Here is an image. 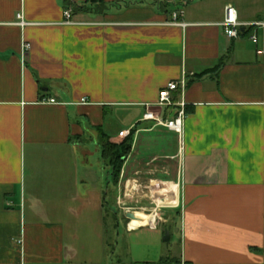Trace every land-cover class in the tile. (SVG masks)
I'll return each instance as SVG.
<instances>
[{
    "label": "crops",
    "instance_id": "1",
    "mask_svg": "<svg viewBox=\"0 0 264 264\" xmlns=\"http://www.w3.org/2000/svg\"><path fill=\"white\" fill-rule=\"evenodd\" d=\"M228 6L264 23V0H0V264H105L108 216L106 264H264V27L227 38ZM182 77L179 140L141 119ZM133 130L114 184L100 138Z\"/></svg>",
    "mask_w": 264,
    "mask_h": 264
},
{
    "label": "built area",
    "instance_id": "2",
    "mask_svg": "<svg viewBox=\"0 0 264 264\" xmlns=\"http://www.w3.org/2000/svg\"><path fill=\"white\" fill-rule=\"evenodd\" d=\"M72 10L66 9L63 12L64 23L66 25L72 24L71 21ZM183 17L182 10L172 12L171 19L168 24L176 26H184L181 19ZM18 24L23 26L22 16H17ZM224 34L229 39H236L241 35L242 28L246 27H264L263 22H255L253 24L243 25L237 22L236 11L234 8L228 6L224 12V21L221 24ZM252 40L256 37L252 36ZM29 46L23 44V54L28 50ZM187 86L186 78L182 77L178 81H173L167 84L158 94V100L154 105H146L145 113L141 119L142 122H152L155 127H161L169 132L177 135L179 140L183 135L184 120L186 117L185 103L183 95ZM85 100H82L84 103ZM42 103L57 104L53 99L42 101ZM129 131L121 132L120 137H128Z\"/></svg>",
    "mask_w": 264,
    "mask_h": 264
},
{
    "label": "trees",
    "instance_id": "3",
    "mask_svg": "<svg viewBox=\"0 0 264 264\" xmlns=\"http://www.w3.org/2000/svg\"><path fill=\"white\" fill-rule=\"evenodd\" d=\"M89 1L93 4L102 3V0ZM102 9L105 8L103 7ZM223 64L224 58H221L213 70L217 72ZM133 134L134 130L130 131L129 136L126 137L120 144L110 143L109 138L104 135L100 138L99 147L101 160L110 168V175L114 184L117 183L122 165L130 153Z\"/></svg>",
    "mask_w": 264,
    "mask_h": 264
},
{
    "label": "rangeland",
    "instance_id": "4",
    "mask_svg": "<svg viewBox=\"0 0 264 264\" xmlns=\"http://www.w3.org/2000/svg\"><path fill=\"white\" fill-rule=\"evenodd\" d=\"M133 201H135V200H128V199H125V201H124V204L123 205H121L120 207H121V211L124 213V212H126V211H128L129 213H132V212H139V210H138V208L136 209V208H133L132 209V205H130V202H133ZM144 201V200H143ZM155 206L156 205H153V204H148V207H150V208H154V209H156L155 208ZM111 208V207H110ZM116 212H117V210L116 209H114ZM161 211H163V210H161ZM141 212V211H140ZM156 212V211H155ZM109 213H111V212H109ZM151 213H152V211L150 212V213H148L149 215H151ZM155 215H156V213H154ZM162 214V212H158V215H161ZM154 215V216H155ZM108 219H109V225H108V223H107V226L109 227V231L107 232V245H108V247H109V249L105 252V256H106V259H105V264L107 263V262H110V261H116V260H118L119 258H120V253H119V249L116 251V242H118V243H121L122 241H123V237H124V229H123V224L122 223H120L119 224V226L114 230V232H113V230H111V228H112V221H111V217L110 216H108L107 217ZM108 219H107V221H108ZM179 224L176 226V228L173 230V232H172V242L173 243H178V241H179V239H180V234L178 233L179 232ZM118 231V234H119V238H117V234H116V232ZM114 233V234H113ZM163 238V237H162ZM170 242V241H169ZM169 242H165V243H169ZM107 260V261H106Z\"/></svg>",
    "mask_w": 264,
    "mask_h": 264
},
{
    "label": "water",
    "instance_id": "5",
    "mask_svg": "<svg viewBox=\"0 0 264 264\" xmlns=\"http://www.w3.org/2000/svg\"><path fill=\"white\" fill-rule=\"evenodd\" d=\"M126 218L132 220V219H134V216L132 214H129V215L126 216ZM169 239H170V232L168 230H166L164 232V236L162 238V241L163 242H169Z\"/></svg>",
    "mask_w": 264,
    "mask_h": 264
},
{
    "label": "bare ground",
    "instance_id": "6",
    "mask_svg": "<svg viewBox=\"0 0 264 264\" xmlns=\"http://www.w3.org/2000/svg\"><path fill=\"white\" fill-rule=\"evenodd\" d=\"M137 216V215H136ZM139 218H142V217H139ZM135 219V218H134ZM134 219H132V220H134Z\"/></svg>",
    "mask_w": 264,
    "mask_h": 264
}]
</instances>
